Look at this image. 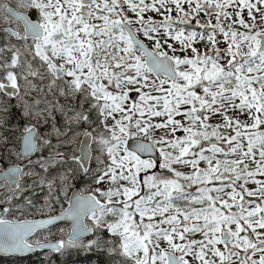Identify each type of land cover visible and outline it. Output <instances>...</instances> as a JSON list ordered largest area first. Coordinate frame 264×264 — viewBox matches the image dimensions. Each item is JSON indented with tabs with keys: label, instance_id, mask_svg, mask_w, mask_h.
<instances>
[{
	"label": "snow or ice",
	"instance_id": "snow-or-ice-1",
	"mask_svg": "<svg viewBox=\"0 0 264 264\" xmlns=\"http://www.w3.org/2000/svg\"><path fill=\"white\" fill-rule=\"evenodd\" d=\"M0 264H264V0H0Z\"/></svg>",
	"mask_w": 264,
	"mask_h": 264
}]
</instances>
